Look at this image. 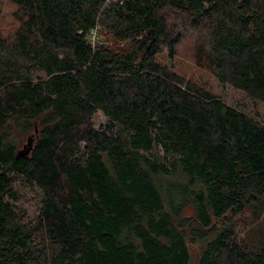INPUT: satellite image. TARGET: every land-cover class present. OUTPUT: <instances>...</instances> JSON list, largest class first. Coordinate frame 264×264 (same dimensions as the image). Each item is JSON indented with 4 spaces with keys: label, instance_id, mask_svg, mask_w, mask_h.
<instances>
[{
    "label": "trees",
    "instance_id": "trees-1",
    "mask_svg": "<svg viewBox=\"0 0 264 264\" xmlns=\"http://www.w3.org/2000/svg\"><path fill=\"white\" fill-rule=\"evenodd\" d=\"M9 1L0 264H264L234 220L264 205V125L158 59L185 26L197 65L264 101V0Z\"/></svg>",
    "mask_w": 264,
    "mask_h": 264
},
{
    "label": "rangeland",
    "instance_id": "rangeland-1",
    "mask_svg": "<svg viewBox=\"0 0 264 264\" xmlns=\"http://www.w3.org/2000/svg\"><path fill=\"white\" fill-rule=\"evenodd\" d=\"M16 6L9 0H0V29L9 33L17 24ZM172 21L178 27L179 22L171 15ZM171 21V22H172ZM185 33V36L178 44L176 54L173 58L168 56V50H163L158 59L162 62L172 65L174 70L179 73L186 81H193L209 89L214 94L220 96L226 103L246 112L256 121L264 125V101L249 97L243 90L237 89L229 84H222L206 67H200L196 63L195 48L197 35L185 26L179 27ZM97 128H105L109 123L108 118L98 112L94 119ZM164 154V152L162 151ZM28 199L22 201L24 210L33 218L38 213V196L33 197L29 193ZM192 209L187 208L185 212ZM243 234H246L254 248H260L264 244V205L259 207H250L246 211L235 216Z\"/></svg>",
    "mask_w": 264,
    "mask_h": 264
},
{
    "label": "water",
    "instance_id": "water-1",
    "mask_svg": "<svg viewBox=\"0 0 264 264\" xmlns=\"http://www.w3.org/2000/svg\"><path fill=\"white\" fill-rule=\"evenodd\" d=\"M36 132H37V128H36ZM31 145H32V139L29 137V138H28V141H27V143H26V145H25V147H24V150H25L28 146L30 147ZM21 152H22V151H21ZM21 152H20V153H21Z\"/></svg>",
    "mask_w": 264,
    "mask_h": 264
}]
</instances>
